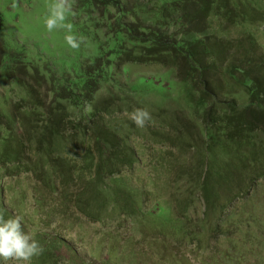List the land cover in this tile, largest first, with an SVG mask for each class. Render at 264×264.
<instances>
[{"label": "trees", "instance_id": "trees-1", "mask_svg": "<svg viewBox=\"0 0 264 264\" xmlns=\"http://www.w3.org/2000/svg\"><path fill=\"white\" fill-rule=\"evenodd\" d=\"M76 5L105 36L94 66L68 81L40 75L32 61L23 65L25 77L45 86L47 97L42 103L34 85L19 81L29 96L24 101L28 109L18 104L7 115L0 112V170L13 177L23 169L30 171L31 162H24L21 151L25 141L21 128L25 127L39 158L34 170L51 172L47 189L56 186L59 174L64 180L73 177L63 172L54 157L81 152L88 169H95V185L106 191L100 180H112L123 169L132 171L142 164L146 153L140 156L126 135L119 136L107 124L102 130L90 129L98 123L99 111L96 107L87 113V104L94 101L113 64L166 67L185 93L202 138L201 146L189 145L199 156L187 166L186 199L174 216L177 227L185 231L184 238L199 242L210 236L231 240L227 226L251 230L261 220L257 209L248 220L241 219L234 204L261 205L247 195L250 189L257 192L264 187V55H259L261 47L248 29L264 23V12L255 0H76ZM3 24L0 11V28ZM231 28L242 30L237 40L231 37ZM5 50L0 63L5 77L10 78L16 72L13 65L26 53ZM150 136L151 149L163 155L171 138L157 130ZM117 186L114 203L124 188L121 183ZM197 196L203 201L206 222L201 232L188 228L185 219ZM41 244L45 251L35 264H59L58 244Z\"/></svg>", "mask_w": 264, "mask_h": 264}, {"label": "rangeland", "instance_id": "rangeland-1", "mask_svg": "<svg viewBox=\"0 0 264 264\" xmlns=\"http://www.w3.org/2000/svg\"><path fill=\"white\" fill-rule=\"evenodd\" d=\"M52 2L0 0L4 17L0 28V57L5 49H23L26 53L13 65L16 72L10 78L5 77L0 63L2 114H9L18 104L19 108L28 109L24 101L29 96L19 82L21 79L36 87L39 101H46V87L31 82L23 73V65L28 61L39 67L40 75L50 77L51 74L68 81H74L94 66L98 46L105 38L103 32L77 8L76 0H70L69 22L74 33L83 37L80 49H70L64 41L63 30L49 33L44 26V17ZM255 3L264 12V0H255ZM248 29L261 47L259 55H264V23ZM229 33L237 40L242 30L231 28ZM108 71L94 101L86 107L89 114L96 107L99 111L98 123L90 129L102 130L107 124L119 136L126 135L128 144L140 156L146 153L142 164L132 171L121 170L112 180H100L106 187L104 191L95 185V169H88L87 158L81 152L68 156L60 153L54 160L60 163L63 172L73 177L64 180L59 174L55 177L56 186L47 189L51 172L34 170L39 158L29 143L32 134L26 135L22 127L25 141L21 151L24 162H31V168L29 172L23 169L17 177L0 170V215L20 217L23 229L41 243L58 244L59 264H264V212L261 211L264 187L257 192L250 189L247 195H253L254 203L261 205L234 204L241 219L248 220L250 212L257 209L261 220L252 224L251 230L227 226L231 240L210 236L199 242L184 238L185 231L176 225V208L187 195V166L199 156L196 148L191 150L189 145L201 146L202 138L173 71L161 66L114 64ZM137 108L151 115L143 128L136 127L129 119V114ZM152 130L171 138L163 155H156L151 149ZM120 183L124 188L118 203H114ZM192 200L194 206L185 214V219L188 228L201 232L206 226L203 201L198 196ZM36 262L35 259L33 264Z\"/></svg>", "mask_w": 264, "mask_h": 264}, {"label": "clouds", "instance_id": "clouds-1", "mask_svg": "<svg viewBox=\"0 0 264 264\" xmlns=\"http://www.w3.org/2000/svg\"><path fill=\"white\" fill-rule=\"evenodd\" d=\"M71 15L70 0H53L43 22L49 33L63 30L64 41L68 47L78 50L83 43V37L74 33L73 24L69 22ZM129 119L136 127L143 128L151 120V115L147 110L137 108L129 114ZM44 251L41 242L23 229L20 217L11 216L5 219L0 215V264H33Z\"/></svg>", "mask_w": 264, "mask_h": 264}]
</instances>
